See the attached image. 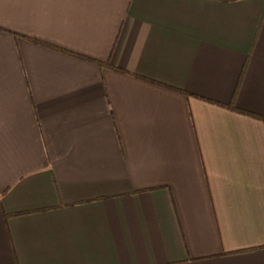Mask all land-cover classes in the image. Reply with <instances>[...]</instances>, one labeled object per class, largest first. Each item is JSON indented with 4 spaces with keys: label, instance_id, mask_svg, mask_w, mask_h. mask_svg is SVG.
I'll list each match as a JSON object with an SVG mask.
<instances>
[{
    "label": "crops",
    "instance_id": "0c3cea01",
    "mask_svg": "<svg viewBox=\"0 0 264 264\" xmlns=\"http://www.w3.org/2000/svg\"><path fill=\"white\" fill-rule=\"evenodd\" d=\"M0 264H264V0H0Z\"/></svg>",
    "mask_w": 264,
    "mask_h": 264
},
{
    "label": "trees",
    "instance_id": "16d2710c",
    "mask_svg": "<svg viewBox=\"0 0 264 264\" xmlns=\"http://www.w3.org/2000/svg\"><path fill=\"white\" fill-rule=\"evenodd\" d=\"M109 65V64H108ZM250 114V113H249ZM250 115H252V116H255V115H253V114H250ZM257 117V116H256Z\"/></svg>",
    "mask_w": 264,
    "mask_h": 264
}]
</instances>
